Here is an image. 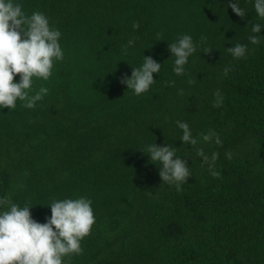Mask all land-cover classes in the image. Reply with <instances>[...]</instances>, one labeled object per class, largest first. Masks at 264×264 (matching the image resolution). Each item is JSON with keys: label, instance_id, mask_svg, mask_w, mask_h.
<instances>
[{"label": "trees", "instance_id": "1", "mask_svg": "<svg viewBox=\"0 0 264 264\" xmlns=\"http://www.w3.org/2000/svg\"><path fill=\"white\" fill-rule=\"evenodd\" d=\"M21 3L61 31L65 55L49 80L34 81L49 90L35 108L17 101L0 110V196L29 202L41 223L53 200H92L95 223L83 252L65 264H264V39L248 40L264 20L252 3L241 0L244 18L228 0ZM181 34L198 48L176 76L168 44ZM129 39L135 44L126 48ZM237 43L248 46L244 58L226 50ZM143 54L162 69L137 96L120 78ZM177 120L196 137L219 134L220 146L198 144L209 156L219 153V177L179 140ZM150 143L172 144L187 159L191 176L182 190L163 182L141 152Z\"/></svg>", "mask_w": 264, "mask_h": 264}, {"label": "clouds", "instance_id": "2", "mask_svg": "<svg viewBox=\"0 0 264 264\" xmlns=\"http://www.w3.org/2000/svg\"><path fill=\"white\" fill-rule=\"evenodd\" d=\"M249 2L257 17L264 20V0H245V3ZM228 7L238 17L246 16L241 0H228ZM132 27L138 29L140 25L133 23ZM262 29L264 25L260 23L252 25L254 35H249V43L257 45L264 39L260 35ZM61 36V31L50 23L45 13L33 11L29 15L23 10L21 0H0V110L15 109L17 101L23 102L24 108L33 109L48 94L47 87L35 89L34 81L49 80L55 63L64 59ZM159 36L158 33V40ZM134 44L135 39H129L125 47L130 48ZM197 48L189 34H181L168 44L170 58H174L172 71L176 76L185 74L189 58ZM226 50L233 58L241 59L246 56L248 46L237 43ZM161 69L159 62L143 54L142 64L132 67L131 76L124 75L120 83L134 95H142L156 83L154 74H159ZM230 70V67H225V75ZM17 75L19 80L14 82ZM168 83L171 86L174 81ZM191 83L193 81L189 80ZM215 97L214 107L222 106L224 98L219 90ZM175 123L182 131L179 138L182 144L191 145L202 163L208 165L210 174L219 177L221 173L215 168L219 153L213 152L209 156L203 147H198L201 141L204 144L222 145L219 134L209 130L196 137L187 122L177 120ZM141 152L147 153L150 163L159 166V176L163 182L174 185L177 191L182 190L191 171L187 159L177 154V147L150 143ZM92 204V200L86 196L53 200L49 205L50 217L41 223L33 218L30 211L33 207L29 202L20 205L9 196H0V264H65V257L81 254V242L95 223Z\"/></svg>", "mask_w": 264, "mask_h": 264}]
</instances>
